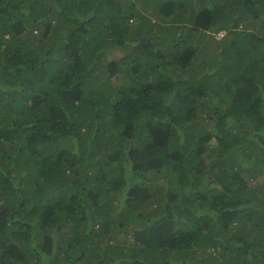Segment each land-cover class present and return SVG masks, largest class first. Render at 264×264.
Masks as SVG:
<instances>
[{
	"label": "trees",
	"instance_id": "trees-1",
	"mask_svg": "<svg viewBox=\"0 0 264 264\" xmlns=\"http://www.w3.org/2000/svg\"><path fill=\"white\" fill-rule=\"evenodd\" d=\"M0 264H264V0H0Z\"/></svg>",
	"mask_w": 264,
	"mask_h": 264
},
{
	"label": "rangeland",
	"instance_id": "rangeland-1",
	"mask_svg": "<svg viewBox=\"0 0 264 264\" xmlns=\"http://www.w3.org/2000/svg\"><path fill=\"white\" fill-rule=\"evenodd\" d=\"M223 35V33H217L216 37H221Z\"/></svg>",
	"mask_w": 264,
	"mask_h": 264
}]
</instances>
